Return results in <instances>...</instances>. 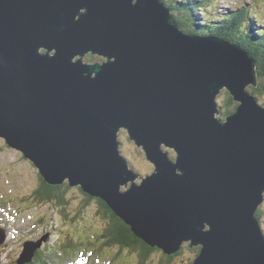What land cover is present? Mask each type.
Instances as JSON below:
<instances>
[{"label": "water", "instance_id": "95a60500", "mask_svg": "<svg viewBox=\"0 0 264 264\" xmlns=\"http://www.w3.org/2000/svg\"><path fill=\"white\" fill-rule=\"evenodd\" d=\"M257 77L243 49L184 32L162 0H0V138L168 257L188 244L194 264H264ZM223 90L238 105L225 120ZM121 131L154 167L139 184Z\"/></svg>", "mask_w": 264, "mask_h": 264}, {"label": "rangeland", "instance_id": "374dc122", "mask_svg": "<svg viewBox=\"0 0 264 264\" xmlns=\"http://www.w3.org/2000/svg\"><path fill=\"white\" fill-rule=\"evenodd\" d=\"M242 1L249 3L251 0H213L214 8L210 13L213 16L222 15L227 10H235ZM260 18L263 22L260 25L264 27V10L260 12ZM83 60L92 64L90 56ZM103 62V59H98L94 63ZM229 97L226 90L218 97L217 103L221 112L223 101ZM259 104L264 106V101H259ZM234 105L237 106L235 102ZM119 143L121 155L127 159L130 169L139 176L136 181L139 184L141 179L154 172V167L147 161L143 151L129 140L126 131L119 133ZM170 156L173 159L175 157L172 152ZM41 179L35 166L19 151L9 148L5 140L0 138V227L7 230V237L2 240L3 243L0 241V264H19L24 244L29 242L39 247L38 252H43L45 264H53L57 260L58 264H140L137 252L103 246L106 239L101 235L108 228V221L98 212L96 201H91L84 207L87 203L86 197L79 188L69 187L65 194V199L69 202L66 207L53 203H35L31 200L32 194L41 185ZM259 211L264 233V203ZM67 240L74 244L68 257L61 249V245ZM181 251L180 255H174L172 260L166 259L165 262L166 255L157 249L145 264H194L199 253L198 248L191 249L185 244ZM92 256V260H87ZM34 264L42 263H37L36 260Z\"/></svg>", "mask_w": 264, "mask_h": 264}, {"label": "trees", "instance_id": "16d2710c", "mask_svg": "<svg viewBox=\"0 0 264 264\" xmlns=\"http://www.w3.org/2000/svg\"><path fill=\"white\" fill-rule=\"evenodd\" d=\"M172 11V15L184 32L198 37H216L229 44L239 46L243 49L255 62L258 75V85L249 91L257 97L259 101H264V27L260 18V12L264 10V0H251L248 2H240L235 10H227L222 15L213 16L210 10L214 8L213 0H162ZM205 11L203 14L202 12ZM203 17H201V16ZM199 16V17H198ZM261 21V22H260ZM249 90V89H248ZM258 101V102H259ZM238 106V105H237ZM233 99L229 97L223 101V111L219 116L221 119L233 114L237 108ZM68 184L49 185L41 179L40 187L32 194L31 200L35 203H53L60 207L69 206V202L65 199V194L71 188ZM70 187V188H69ZM80 189V188H79ZM81 190V189H80ZM86 197L87 203L96 201L99 207V213L102 218L108 221V228L102 234V238L106 239L104 247L129 249L139 254V263H147L157 249L148 247L143 241L136 238L122 220L117 218L108 205L99 199H93L82 190ZM65 210V208H63ZM256 217L261 221V212L258 210ZM69 243L68 251H64L68 257L73 251L74 244ZM198 250H200L198 248ZM182 253L179 252L178 255ZM45 264L44 257L39 259ZM164 260H172L173 257L164 256ZM43 259V260H42ZM26 263V264H34Z\"/></svg>", "mask_w": 264, "mask_h": 264}, {"label": "bare ground", "instance_id": "6f19581e", "mask_svg": "<svg viewBox=\"0 0 264 264\" xmlns=\"http://www.w3.org/2000/svg\"><path fill=\"white\" fill-rule=\"evenodd\" d=\"M14 230V229H13ZM12 230V231H13ZM6 232H7V230L6 229H3V228H1L0 227V239L1 240H4L7 236H6ZM61 239H58V241H60ZM69 243H72V242H69L68 240H67V242H64V244L63 245H61V249H62V251L64 252V251H68V249H69ZM25 247V246H24Z\"/></svg>", "mask_w": 264, "mask_h": 264}, {"label": "flooded vegetation", "instance_id": "af4514ba", "mask_svg": "<svg viewBox=\"0 0 264 264\" xmlns=\"http://www.w3.org/2000/svg\"><path fill=\"white\" fill-rule=\"evenodd\" d=\"M86 56H90L91 60H92V64L97 61L98 59H102V58H99L97 56H93L92 53L91 54H87ZM85 56V57H86ZM104 60V59H103Z\"/></svg>", "mask_w": 264, "mask_h": 264}, {"label": "clouds", "instance_id": "9594fccd", "mask_svg": "<svg viewBox=\"0 0 264 264\" xmlns=\"http://www.w3.org/2000/svg\"><path fill=\"white\" fill-rule=\"evenodd\" d=\"M54 54V53H53ZM105 61V60H104ZM69 185V184H68Z\"/></svg>", "mask_w": 264, "mask_h": 264}]
</instances>
